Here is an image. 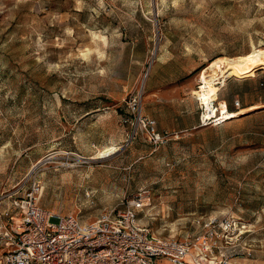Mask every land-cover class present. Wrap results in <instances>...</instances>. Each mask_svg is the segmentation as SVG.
I'll use <instances>...</instances> for the list:
<instances>
[{
  "label": "rangeland",
  "instance_id": "374dc122",
  "mask_svg": "<svg viewBox=\"0 0 264 264\" xmlns=\"http://www.w3.org/2000/svg\"><path fill=\"white\" fill-rule=\"evenodd\" d=\"M253 47L264 0H0V214L34 182L86 222L150 192L156 236L216 221L232 264H264V71L220 86L219 105L260 108L218 125H199L193 94L209 62Z\"/></svg>",
  "mask_w": 264,
  "mask_h": 264
},
{
  "label": "built area",
  "instance_id": "2783aa9c",
  "mask_svg": "<svg viewBox=\"0 0 264 264\" xmlns=\"http://www.w3.org/2000/svg\"><path fill=\"white\" fill-rule=\"evenodd\" d=\"M196 100L201 127L223 122L217 101L216 113H211ZM235 108H241L239 101ZM137 120L153 144L164 143L165 136L157 131L155 121L141 114ZM41 196L42 187L34 182L22 198L0 214V264H232L234 259V254L227 255L219 245L216 221L207 226L210 233L184 241L158 237L142 225L140 215L151 206L150 192H138L123 200L119 208L107 210L90 222L44 208L39 204ZM240 224L225 218L222 231L229 233Z\"/></svg>",
  "mask_w": 264,
  "mask_h": 264
},
{
  "label": "bare ground",
  "instance_id": "6f19581e",
  "mask_svg": "<svg viewBox=\"0 0 264 264\" xmlns=\"http://www.w3.org/2000/svg\"><path fill=\"white\" fill-rule=\"evenodd\" d=\"M204 68L206 69L203 73H200L198 78V83L202 85L201 89L193 91V94L201 101L202 105L207 108V110H210L211 113H216L214 102L217 101L221 85L225 84L227 80L231 78L240 79L250 77L259 71H264V49L253 47L251 53L237 58L220 57L216 61L209 62ZM217 107L220 121L239 118L241 115L251 110L260 108L259 106H251L248 108H240L238 111L232 112L228 110L226 101L220 102V105ZM114 152H116L114 147L109 148L99 155V159L111 155Z\"/></svg>",
  "mask_w": 264,
  "mask_h": 264
},
{
  "label": "crops",
  "instance_id": "0c3cea01",
  "mask_svg": "<svg viewBox=\"0 0 264 264\" xmlns=\"http://www.w3.org/2000/svg\"><path fill=\"white\" fill-rule=\"evenodd\" d=\"M227 105H228V110H229V107H230V106H229V104H227ZM230 108H231V107H230ZM232 112H234V111H232Z\"/></svg>",
  "mask_w": 264,
  "mask_h": 264
},
{
  "label": "trees",
  "instance_id": "16d2710c",
  "mask_svg": "<svg viewBox=\"0 0 264 264\" xmlns=\"http://www.w3.org/2000/svg\"><path fill=\"white\" fill-rule=\"evenodd\" d=\"M229 111H232V109L229 107Z\"/></svg>",
  "mask_w": 264,
  "mask_h": 264
}]
</instances>
